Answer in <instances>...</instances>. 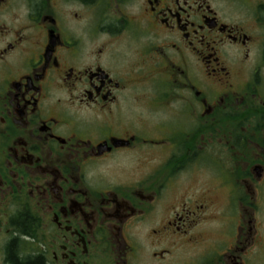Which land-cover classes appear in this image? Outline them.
<instances>
[{"label": "flooded vegetation", "instance_id": "af4514ba", "mask_svg": "<svg viewBox=\"0 0 264 264\" xmlns=\"http://www.w3.org/2000/svg\"><path fill=\"white\" fill-rule=\"evenodd\" d=\"M0 264H264V0H0Z\"/></svg>", "mask_w": 264, "mask_h": 264}]
</instances>
